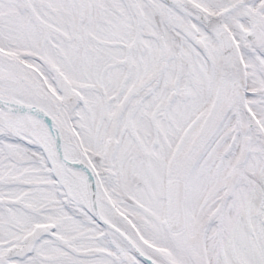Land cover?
Here are the masks:
<instances>
[{
	"label": "snow or ice",
	"instance_id": "snow-or-ice-1",
	"mask_svg": "<svg viewBox=\"0 0 264 264\" xmlns=\"http://www.w3.org/2000/svg\"><path fill=\"white\" fill-rule=\"evenodd\" d=\"M0 264H264V0H0Z\"/></svg>",
	"mask_w": 264,
	"mask_h": 264
}]
</instances>
